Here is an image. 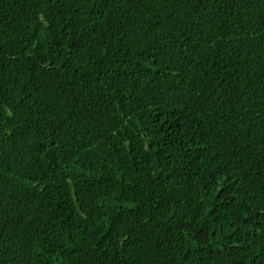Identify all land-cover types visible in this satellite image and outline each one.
I'll return each instance as SVG.
<instances>
[{
	"label": "trees",
	"instance_id": "trees-1",
	"mask_svg": "<svg viewBox=\"0 0 264 264\" xmlns=\"http://www.w3.org/2000/svg\"><path fill=\"white\" fill-rule=\"evenodd\" d=\"M0 264H264V0H0Z\"/></svg>",
	"mask_w": 264,
	"mask_h": 264
}]
</instances>
